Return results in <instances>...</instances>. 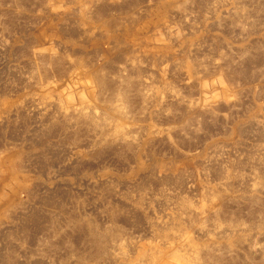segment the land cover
Instances as JSON below:
<instances>
[{"label":"rangeland","instance_id":"obj_1","mask_svg":"<svg viewBox=\"0 0 264 264\" xmlns=\"http://www.w3.org/2000/svg\"><path fill=\"white\" fill-rule=\"evenodd\" d=\"M164 263L264 264V0H0V264Z\"/></svg>","mask_w":264,"mask_h":264},{"label":"bare ground","instance_id":"obj_2","mask_svg":"<svg viewBox=\"0 0 264 264\" xmlns=\"http://www.w3.org/2000/svg\"><path fill=\"white\" fill-rule=\"evenodd\" d=\"M92 104V103H91ZM116 107H118V105L116 106ZM119 108V107H118ZM117 109V108H116ZM120 109H122V108H120ZM125 113V112H124ZM97 114V113H96ZM109 114V113H108ZM107 121V120H106ZM103 122V121H102ZM122 130V129H121ZM125 130V129H124ZM126 133V132H125ZM202 210H203V207H202ZM201 210V211H202ZM203 216V215H202ZM183 221V220H182ZM182 223V222H181ZM177 224V223H176ZM204 227V226H203ZM206 228V227H205ZM228 232V231H227ZM184 237V236H183ZM190 240V239H189ZM182 241V240H181ZM185 244V243H184ZM152 249V248H151ZM174 250V249H173ZM119 251V250H118ZM184 253V252H183ZM168 254V253H167ZM172 254V253H171ZM176 254V253H175ZM179 255V253L178 254H176V256H178ZM181 255V254H180ZM182 256H184V255H182ZM143 257V256H142ZM179 257V259H182V257L180 258V256H178ZM183 260H185V259H183ZM183 260H181V262L183 261ZM122 261V260H121ZM141 261V260H140ZM192 262V261H191ZM165 264V263H164ZM176 264H180V263H176Z\"/></svg>","mask_w":264,"mask_h":264}]
</instances>
